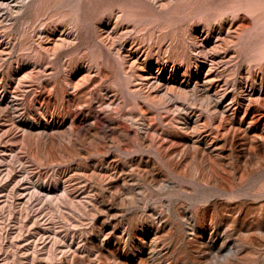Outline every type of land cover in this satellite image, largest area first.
I'll list each match as a JSON object with an SVG mask.
<instances>
[{"label":"rangeland","instance_id":"obj_1","mask_svg":"<svg viewBox=\"0 0 264 264\" xmlns=\"http://www.w3.org/2000/svg\"><path fill=\"white\" fill-rule=\"evenodd\" d=\"M241 1L0 0V264H264V66L245 45L261 0ZM121 14L136 29L112 35L141 49L113 77L125 54L102 39ZM186 41L238 81L224 127L165 103L218 79L215 62L184 69Z\"/></svg>","mask_w":264,"mask_h":264},{"label":"bare ground","instance_id":"obj_2","mask_svg":"<svg viewBox=\"0 0 264 264\" xmlns=\"http://www.w3.org/2000/svg\"><path fill=\"white\" fill-rule=\"evenodd\" d=\"M143 1V0H142ZM158 1V0H157ZM233 1V0H232ZM248 1L250 0H242L240 2L246 4ZM252 1V0H251ZM116 8L118 9L119 12H123L124 8L122 6H116ZM250 14H251V20L253 21V28L255 30V34L248 38V40L245 42L246 45V53L251 54L250 55V60L254 61V62H258L260 65V67L264 66V0H261L260 2H258L257 5L253 6L252 8H250ZM240 20L242 19V17L239 18ZM132 25L135 29V23L132 21L131 23H123V15H119L118 16V20L115 22V27L113 28L112 32L110 34H106V36L102 39L104 44H108L109 45V49L110 52H114L115 54H118L119 56L123 54V57L121 59V61L117 62L114 65H108V71L113 73V77L118 76L120 72L123 71V63H124V58H126L127 56L136 54L140 51L141 49V41H140V36L137 35H132L133 33H129L128 36L124 37L123 34L120 35L117 39L114 38V36L112 34H116L118 29L120 27H124V26H129ZM78 37L80 38V33L78 32ZM188 40V39H187ZM195 42V41H194ZM154 44H156L157 46L162 45V40L159 39V36L156 37L154 43L152 42L150 47H153ZM187 46L189 47L188 50L184 51V52H180L177 53L175 55H177V57L180 59V62L182 64V66L184 67V69L186 71H190L191 70V66L198 61H201L202 63H204L203 65H206L209 63H217L216 66H209L212 68H209L207 71L209 73H216L218 75V79L216 80L215 83H211L209 87H204L202 90V93L205 94L204 99L201 101L197 98V94L200 93V89H198L197 86H195L192 90L191 93L188 94L186 92H178L176 95L170 96L168 97L167 101H165V103L168 105L176 102V103H181L182 105H184L187 109V117L188 118H192L193 116H197L199 118L201 117H205L206 119L210 120V122H216L218 119L220 120L217 128L224 127L226 125V112L230 109L229 107L232 105H236L239 108V105H241V101L242 99L237 95V96H233L231 102L225 106L224 105V99L226 96L229 95V93H233L236 89H237V84L238 81L236 80L235 77L229 75V76H225L224 73L226 70L220 68L219 63L221 64V62H223L222 60H217L218 58L221 57V55H214V54H208V52H195L194 51V45L193 43L186 41ZM130 45V47H128ZM170 51L169 52V57L171 58L173 55V44L170 43ZM94 46V43H91L87 48H90ZM98 46L100 47V44H98ZM153 49V48H152ZM148 50V49H147ZM152 51V50H151ZM148 52V51H147ZM211 52V51H210ZM239 56V55H238ZM160 57V56H159ZM256 57H259V60H255ZM158 59V58H157ZM159 60V59H158ZM225 62V61H224ZM163 63V62H162ZM161 63V65H162ZM241 63V60L237 61L235 63V65H239ZM144 67V64H143ZM264 69V67H263ZM263 69H261L262 71H264ZM104 70L103 66H101V71L102 74H104ZM148 71H150V69H147ZM132 70L128 71V75L126 76L127 80H129L130 82V76H133V73L131 72ZM105 77H107V72L105 70ZM178 77L174 78V82L180 84L181 82H178L177 79ZM225 78V85H221L223 86V88H225V90H223V96L219 97L218 100H216L214 97H218V91H215V89L217 87H219V83ZM189 81V79H184L183 82L185 81ZM183 84V83H182ZM180 84V86L182 85ZM229 86H233V89L227 93L226 89H229ZM247 87L249 88L250 91L255 92L256 88L253 84H251L250 82L247 83ZM261 88V92L262 94H264V85L263 83L260 86ZM214 91L213 93L211 91ZM211 92V93H210ZM135 93H142V88L138 89V91H133V94ZM227 93V94H226ZM118 94H120L121 96H124L123 93L118 92ZM148 100H151L150 98H148ZM179 100V101H178ZM262 107L264 109V104H262ZM213 108L215 109H222V111H214L212 110ZM221 113H224V116H221ZM242 122L240 123V125L237 127V129L234 132H238L242 138H240V142L238 144V146L240 147L239 153H243L244 152V148H248L251 149L253 142L250 138V132L252 131V125L251 126H246V127H241L242 126ZM98 125V123L94 122L92 125L89 126L88 130L94 131L93 135H97L95 128ZM235 129V128H232ZM236 134V133H235ZM233 134L231 136V139H233V136L235 135ZM260 137L262 138L263 136L260 135ZM248 140V142L246 144L241 143L242 140ZM211 140V139H207L206 141ZM204 141V139H203ZM205 144V145H203ZM193 149L198 152L201 155V161H205L203 158L205 157L206 152L208 153H213L215 152V147H214V143L212 141H208L205 143V141L203 143H201L200 141H194L193 142ZM210 150V151H207ZM222 156L220 153H214V156H210L208 157L209 160L211 161V163L213 165H216V162L214 160L215 157H220ZM220 180V179H218ZM217 184H220V182L216 181Z\"/></svg>","mask_w":264,"mask_h":264}]
</instances>
